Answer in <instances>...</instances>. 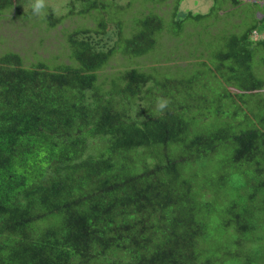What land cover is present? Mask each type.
<instances>
[{"label": "trees", "instance_id": "obj_1", "mask_svg": "<svg viewBox=\"0 0 264 264\" xmlns=\"http://www.w3.org/2000/svg\"><path fill=\"white\" fill-rule=\"evenodd\" d=\"M28 2L0 0V12L34 18ZM45 2L50 28L94 12L96 26L66 32L60 64L0 54V264H264L258 22L213 60L182 52L175 72H112L117 54L157 55L207 14L168 25L151 9L126 30L117 0H63L61 15Z\"/></svg>", "mask_w": 264, "mask_h": 264}, {"label": "rangeland", "instance_id": "obj_2", "mask_svg": "<svg viewBox=\"0 0 264 264\" xmlns=\"http://www.w3.org/2000/svg\"><path fill=\"white\" fill-rule=\"evenodd\" d=\"M48 1L56 8L58 15L64 12L61 8L63 0ZM128 1L117 0V3L122 4L123 7L122 9L117 8L118 13L114 14L116 18H122L125 21L126 30H129V24L135 16L151 9L164 14L168 25H171L175 17L176 19L183 18L189 11L195 14H207V16L200 20L189 18L184 25L188 28L185 30L184 27L177 38L172 39L171 35L166 34L162 38L161 48L157 55L136 58L134 62H127L119 53L112 58L106 71L124 70L127 66L149 71L151 69L149 65H156L161 70L175 72L177 64L181 66L187 63V60H180L178 54L188 52L195 56L204 51L213 60L221 46L225 45V38L231 34L244 33L256 22H258L260 34L264 36V25L259 21L264 13V0H259L258 3L241 0L237 5H233L231 0H180L179 8L174 14L175 0H156L155 2L134 0L131 5ZM110 11L115 12V10ZM42 15L44 16V11L34 18L24 19L12 7L0 12V54L11 50L18 51L24 57L26 65L38 61H45L51 66L60 64L68 59L66 56L68 49L65 43L66 32L78 25L96 26L95 12L85 16L75 14L66 17L54 28L48 27L47 22L39 18ZM261 53L260 51L259 55ZM195 60L197 62V58ZM193 67L194 72L200 69V65L197 67L194 64Z\"/></svg>", "mask_w": 264, "mask_h": 264}, {"label": "clouds", "instance_id": "obj_3", "mask_svg": "<svg viewBox=\"0 0 264 264\" xmlns=\"http://www.w3.org/2000/svg\"><path fill=\"white\" fill-rule=\"evenodd\" d=\"M26 7H31L33 15L37 16V15L41 14L43 12V10L46 8V2H45V0H29V2L26 5ZM260 36H261V34L258 37H260ZM258 37H256V38H258ZM158 100H159V98H158ZM166 107H167V101L158 102V104H157V108L161 112H163V110Z\"/></svg>", "mask_w": 264, "mask_h": 264}, {"label": "built area", "instance_id": "obj_4", "mask_svg": "<svg viewBox=\"0 0 264 264\" xmlns=\"http://www.w3.org/2000/svg\"><path fill=\"white\" fill-rule=\"evenodd\" d=\"M259 35H260V33H259V30L258 29L253 30V36L254 37H258Z\"/></svg>", "mask_w": 264, "mask_h": 264}, {"label": "crops", "instance_id": "obj_5", "mask_svg": "<svg viewBox=\"0 0 264 264\" xmlns=\"http://www.w3.org/2000/svg\"><path fill=\"white\" fill-rule=\"evenodd\" d=\"M262 18V17H261ZM261 36H263V35H261ZM264 37V36H263Z\"/></svg>", "mask_w": 264, "mask_h": 264}]
</instances>
